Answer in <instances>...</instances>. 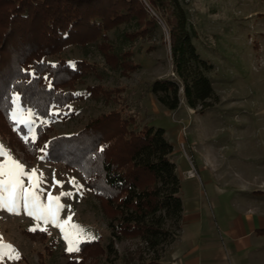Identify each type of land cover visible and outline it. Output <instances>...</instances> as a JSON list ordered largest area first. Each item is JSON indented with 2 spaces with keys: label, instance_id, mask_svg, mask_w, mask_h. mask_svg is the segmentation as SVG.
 <instances>
[{
  "label": "trees",
  "instance_id": "trees-1",
  "mask_svg": "<svg viewBox=\"0 0 264 264\" xmlns=\"http://www.w3.org/2000/svg\"><path fill=\"white\" fill-rule=\"evenodd\" d=\"M144 1L165 25L173 73V77L153 79L150 91L167 109H176L183 99L187 107L202 112L218 97L207 74L212 64L194 45L186 1ZM144 1L0 0V131L29 158L40 148L44 159L61 161L83 173L109 218L107 249L115 239L137 236L152 253L141 264H167L161 251L180 229L182 202L180 180L170 158L172 145L162 127L138 126L136 116L118 98L116 107L75 132L48 137L46 126L38 124L36 138L28 137V142L19 133L26 134L24 125L16 127L9 119L13 94L20 97L23 109L49 118L62 112L54 106H67L84 95L99 93L107 100L113 92L110 87L88 85L83 93L75 88L95 70L93 63L58 55L67 45L96 42L103 58L126 74L135 66L126 57L130 50L116 53L107 31L131 20L135 28L127 36L150 32L158 21ZM53 55L56 59H49ZM98 242V238L81 240L77 255L65 264H85Z\"/></svg>",
  "mask_w": 264,
  "mask_h": 264
},
{
  "label": "rangeland",
  "instance_id": "rangeland-1",
  "mask_svg": "<svg viewBox=\"0 0 264 264\" xmlns=\"http://www.w3.org/2000/svg\"><path fill=\"white\" fill-rule=\"evenodd\" d=\"M184 1L195 31L194 45L200 56L212 64L207 74L218 101L197 112L189 109L182 99L175 110L165 108L156 100L150 91L152 80L173 77V73L165 25L144 1L158 21L150 32L143 36H127L126 33L135 28L131 20L107 31L108 41L116 53L130 50L126 57L135 66L126 74L121 66H113L103 58L96 42L67 45L58 55L93 63L95 70L78 81L75 88L83 93L88 85L110 87L113 92L107 100L99 93L84 95L67 106H54V110L62 111L54 118L37 117L18 102L12 105L11 111L18 107L33 115L30 124L16 123L15 126L24 125L26 134L19 131L23 138L35 139L38 124L46 126L43 130L48 137L75 132L91 118L116 107L118 98L136 116L138 126L147 123L164 129L166 139L178 146V152L175 150L170 156L176 159L178 166L182 164L177 155L186 153L191 169L197 166L216 169L218 174L222 172L221 178L216 172L211 174L218 184L228 178L230 185L239 186L242 173L249 178L250 187L263 188L257 197L264 200V0ZM49 59L55 60L56 55ZM8 140L9 137L0 131V145L4 151L23 165L26 172L35 170L40 180L37 192L41 201L47 203L48 193L52 196L70 193L61 196L59 201L63 205L59 213L61 222L71 217V223L84 230L79 242L89 237L99 239L85 264H141V260L152 255L137 236L115 239L112 248L107 249L109 218L87 187L83 173L61 161L44 159L40 148L36 156L29 158L17 143ZM54 178L59 185L54 186ZM23 179L25 186H30L27 176ZM73 180L75 184L70 183ZM15 211L18 214L0 210V245H10L16 257L3 254L5 250L0 249V264H65L77 255V251H66L67 243L59 228L30 217L22 204ZM33 227L37 230L30 231ZM170 243L164 244L162 254Z\"/></svg>",
  "mask_w": 264,
  "mask_h": 264
},
{
  "label": "crops",
  "instance_id": "crops-1",
  "mask_svg": "<svg viewBox=\"0 0 264 264\" xmlns=\"http://www.w3.org/2000/svg\"><path fill=\"white\" fill-rule=\"evenodd\" d=\"M177 149L172 145L170 156ZM177 156L182 167L172 160L180 180V229L163 251V260L167 264H264V200L257 197L263 188L250 187L242 173L239 186L230 185L228 178L218 184L211 174L221 178L222 172L191 169L186 153Z\"/></svg>",
  "mask_w": 264,
  "mask_h": 264
},
{
  "label": "snow or ice",
  "instance_id": "snow-or-ice-1",
  "mask_svg": "<svg viewBox=\"0 0 264 264\" xmlns=\"http://www.w3.org/2000/svg\"><path fill=\"white\" fill-rule=\"evenodd\" d=\"M19 99L18 95L13 94L11 98L12 104L16 106ZM32 115L31 111L25 113L18 107H14L9 114V119L13 123H24L27 125L31 123ZM31 131L30 127L29 132ZM25 140L28 142V137H25ZM0 158H2V162H0V210H6L11 214H18L15 209L19 204H22L26 210V214L30 217L38 221L43 220L44 223H51L60 229L63 239L67 243L66 251L69 253L78 251L77 245L84 230L72 224L71 217L62 222L59 218V213L63 208V205L59 203L60 198L61 196L70 195V193H61L60 196H52L51 193H48L47 203H43L37 192L40 180L35 170H32L31 173L26 172L24 166L9 153L5 152L2 145H0ZM25 176H27L29 181L30 186L28 187L24 183L23 178ZM59 183L54 178V186L59 185ZM70 183L75 184V181H70ZM35 230H37L35 227L30 229V231ZM89 239H95V237H89ZM0 249L5 250L3 254L16 258L12 255L10 245H0Z\"/></svg>",
  "mask_w": 264,
  "mask_h": 264
},
{
  "label": "built area",
  "instance_id": "built-area-1",
  "mask_svg": "<svg viewBox=\"0 0 264 264\" xmlns=\"http://www.w3.org/2000/svg\"><path fill=\"white\" fill-rule=\"evenodd\" d=\"M146 3V2H145ZM147 4V3H146ZM148 5V4H147ZM148 8L152 11V9L150 8V6L148 5ZM182 145V144H181ZM189 160L191 161V157L188 156Z\"/></svg>",
  "mask_w": 264,
  "mask_h": 264
}]
</instances>
